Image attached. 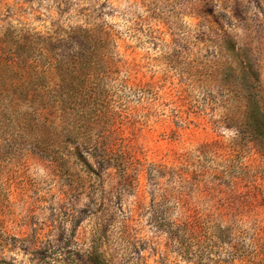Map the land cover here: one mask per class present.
I'll return each mask as SVG.
<instances>
[{
    "label": "rangeland",
    "instance_id": "1",
    "mask_svg": "<svg viewBox=\"0 0 264 264\" xmlns=\"http://www.w3.org/2000/svg\"><path fill=\"white\" fill-rule=\"evenodd\" d=\"M261 120L264 0H0V264H264Z\"/></svg>",
    "mask_w": 264,
    "mask_h": 264
},
{
    "label": "trees",
    "instance_id": "2",
    "mask_svg": "<svg viewBox=\"0 0 264 264\" xmlns=\"http://www.w3.org/2000/svg\"><path fill=\"white\" fill-rule=\"evenodd\" d=\"M85 32H86V39L89 42H92V40H91V38H92L91 31L88 30V31H85ZM53 65L54 64L52 63L51 66H50V68L52 70L55 67V65L54 66ZM56 68H59V70L64 71L65 76H67L68 73H69V71H70V68L68 67V65L65 66L64 64H60ZM240 129L243 132H245L246 134L247 133L251 134L252 137H260V136L264 137V120H261L260 122H257L256 124L254 123L251 126L249 124H247L246 126L244 125ZM75 154L89 168V170L95 171L94 170L95 167L98 166V170H99V173L97 174L98 177H101L103 175V171L105 169V162H106V160H102L101 158H99V156H97L96 154H94L93 157H94L95 163H90V161L85 158L83 151L79 147L76 148Z\"/></svg>",
    "mask_w": 264,
    "mask_h": 264
}]
</instances>
